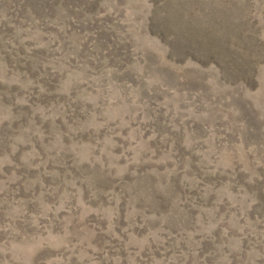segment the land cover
<instances>
[{"label":"rangeland","instance_id":"obj_1","mask_svg":"<svg viewBox=\"0 0 264 264\" xmlns=\"http://www.w3.org/2000/svg\"><path fill=\"white\" fill-rule=\"evenodd\" d=\"M0 264H264V0H0Z\"/></svg>","mask_w":264,"mask_h":264}]
</instances>
